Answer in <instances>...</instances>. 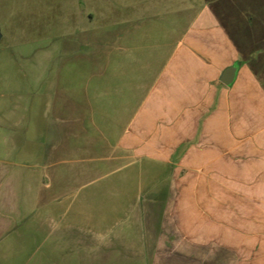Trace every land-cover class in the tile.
<instances>
[{
    "label": "crops",
    "instance_id": "obj_1",
    "mask_svg": "<svg viewBox=\"0 0 264 264\" xmlns=\"http://www.w3.org/2000/svg\"><path fill=\"white\" fill-rule=\"evenodd\" d=\"M87 16L70 41V173L2 181L55 182L51 212L98 182L81 203L97 196L98 222L83 210L51 230L101 264H264V0H98Z\"/></svg>",
    "mask_w": 264,
    "mask_h": 264
},
{
    "label": "rangeland",
    "instance_id": "obj_2",
    "mask_svg": "<svg viewBox=\"0 0 264 264\" xmlns=\"http://www.w3.org/2000/svg\"><path fill=\"white\" fill-rule=\"evenodd\" d=\"M97 1L0 0V176L34 180L41 174L70 173V129L65 124L70 117V41L88 26L87 13L97 8ZM141 167L152 170L140 165L123 172L135 174ZM0 183V220L8 225L0 239L9 231L0 244V264H101L99 251L90 253L81 240L70 239V233L62 238L51 230L52 224L81 220L83 210L98 222L97 196L87 198L89 206H81L98 182L81 183L71 191L69 187L63 207L53 212L49 198L55 182L38 190L35 182L22 181L19 189H13L18 182L0 178ZM101 184L111 189L108 180ZM34 218L44 223V233L39 239L27 236L24 245H18L24 225Z\"/></svg>",
    "mask_w": 264,
    "mask_h": 264
},
{
    "label": "water",
    "instance_id": "obj_3",
    "mask_svg": "<svg viewBox=\"0 0 264 264\" xmlns=\"http://www.w3.org/2000/svg\"><path fill=\"white\" fill-rule=\"evenodd\" d=\"M235 70H236V68H231V69L226 71L225 80H223L224 83L230 84L232 82V80L234 79Z\"/></svg>",
    "mask_w": 264,
    "mask_h": 264
}]
</instances>
